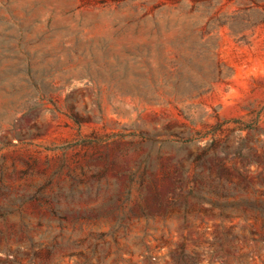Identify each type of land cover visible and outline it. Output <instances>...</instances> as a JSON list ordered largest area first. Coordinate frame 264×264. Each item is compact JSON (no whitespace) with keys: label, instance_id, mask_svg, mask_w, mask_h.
Instances as JSON below:
<instances>
[{"label":"rangeland","instance_id":"rangeland-1","mask_svg":"<svg viewBox=\"0 0 264 264\" xmlns=\"http://www.w3.org/2000/svg\"><path fill=\"white\" fill-rule=\"evenodd\" d=\"M259 205L264 0H0L2 264H264Z\"/></svg>","mask_w":264,"mask_h":264},{"label":"trees","instance_id":"trees-1","mask_svg":"<svg viewBox=\"0 0 264 264\" xmlns=\"http://www.w3.org/2000/svg\"><path fill=\"white\" fill-rule=\"evenodd\" d=\"M215 195L219 196L221 199H228L233 197V193L230 189H228L227 184L222 183L221 187L218 190H215ZM200 201H205L204 198H198ZM219 210V216L221 218L223 217H230L234 213H232L231 207L228 204H222L218 205L216 207ZM257 210V213H255L254 216L260 217L261 219H264V207L262 205H259L258 207H254ZM58 244H52L49 246L39 245V250L37 253H35L34 257H40L42 254H46L47 256H50L53 254L55 249L57 248ZM95 253V249H92L91 256H93ZM72 254V253H71ZM3 262L0 261V264Z\"/></svg>","mask_w":264,"mask_h":264}]
</instances>
